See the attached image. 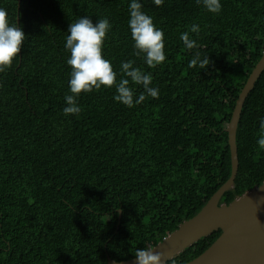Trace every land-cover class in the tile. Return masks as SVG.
Segmentation results:
<instances>
[{"label":"trees","instance_id":"1","mask_svg":"<svg viewBox=\"0 0 264 264\" xmlns=\"http://www.w3.org/2000/svg\"><path fill=\"white\" fill-rule=\"evenodd\" d=\"M263 51L264 0H0V264L122 262L193 218ZM236 148L219 204L264 182V71Z\"/></svg>","mask_w":264,"mask_h":264},{"label":"water","instance_id":"2","mask_svg":"<svg viewBox=\"0 0 264 264\" xmlns=\"http://www.w3.org/2000/svg\"><path fill=\"white\" fill-rule=\"evenodd\" d=\"M263 71L264 51L239 93L225 128L231 167L228 180L193 218L182 222L153 248L122 262L108 259L107 264H165L199 239L218 231L220 235L217 239L202 254L186 264H264V182L236 196L229 204H219L224 193L234 187L239 165L237 124L244 102Z\"/></svg>","mask_w":264,"mask_h":264}]
</instances>
